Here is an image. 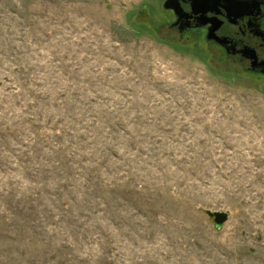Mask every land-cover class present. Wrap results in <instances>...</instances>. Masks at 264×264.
Returning a JSON list of instances; mask_svg holds the SVG:
<instances>
[{
  "label": "rangeland",
  "instance_id": "1",
  "mask_svg": "<svg viewBox=\"0 0 264 264\" xmlns=\"http://www.w3.org/2000/svg\"><path fill=\"white\" fill-rule=\"evenodd\" d=\"M165 1L0 0V264H264V80Z\"/></svg>",
  "mask_w": 264,
  "mask_h": 264
},
{
  "label": "flooded vegetation",
  "instance_id": "2",
  "mask_svg": "<svg viewBox=\"0 0 264 264\" xmlns=\"http://www.w3.org/2000/svg\"><path fill=\"white\" fill-rule=\"evenodd\" d=\"M176 2L183 12L176 15L162 7L160 28L180 39L198 40L235 69L264 80V0H209L196 6L194 0Z\"/></svg>",
  "mask_w": 264,
  "mask_h": 264
},
{
  "label": "water",
  "instance_id": "3",
  "mask_svg": "<svg viewBox=\"0 0 264 264\" xmlns=\"http://www.w3.org/2000/svg\"><path fill=\"white\" fill-rule=\"evenodd\" d=\"M177 0H166L164 5L162 6L164 9H173V11L175 12L176 15H179L180 13L183 12L180 3L176 2ZM205 1H209V0H194V6H196L197 4H201ZM175 4L176 7L174 6ZM210 217L214 218L215 220V224L217 228H221L222 226H224L228 219H229V215L226 213H211L209 212Z\"/></svg>",
  "mask_w": 264,
  "mask_h": 264
},
{
  "label": "trees",
  "instance_id": "4",
  "mask_svg": "<svg viewBox=\"0 0 264 264\" xmlns=\"http://www.w3.org/2000/svg\"><path fill=\"white\" fill-rule=\"evenodd\" d=\"M162 11H164V10H162ZM154 26H152L153 27V29L155 30V31H160V30H162L163 28H160L159 27V25L158 24H153ZM165 29V28H164ZM167 31H169V30H167ZM193 42H198V40H195V41H193ZM206 50L208 51V52H210L207 48H206ZM210 53H212V52H210Z\"/></svg>",
  "mask_w": 264,
  "mask_h": 264
}]
</instances>
